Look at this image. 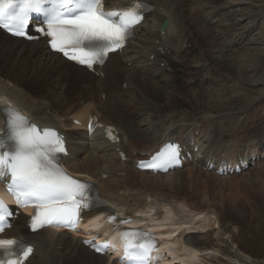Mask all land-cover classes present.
Segmentation results:
<instances>
[{
	"label": "bare ground",
	"instance_id": "bare-ground-1",
	"mask_svg": "<svg viewBox=\"0 0 264 264\" xmlns=\"http://www.w3.org/2000/svg\"><path fill=\"white\" fill-rule=\"evenodd\" d=\"M133 1L106 0V3L114 8ZM142 1L154 6L146 16L148 21L136 28L137 34L121 54L109 58L99 76L51 52L43 40L30 43L0 30L2 56L21 52L35 63L32 69L18 73L30 78L27 83H13L18 79L12 80V75L0 76V128L5 125L2 113L12 105L37 126L54 128L69 137L66 167L98 184L100 199L121 215L140 216L139 219L157 226L162 264H215L220 256L241 264H254L255 260L240 249L225 226V211L236 209L232 192L223 199L212 190V184L223 181L215 171L224 161L235 165L236 156L252 160L258 154L264 155L263 148L258 146L264 142V125L262 128L261 123L224 125L226 118L237 123L247 119L248 112L240 104L239 93L231 98L235 107L229 106V116L224 117L201 110L203 105L210 110L220 106L207 107L193 99L184 101V92L196 98L202 96L213 104L215 100L211 101L207 90L212 88L213 96L222 98L218 89L225 73L216 74V65L221 62L226 68H234L232 72L241 78L247 57L234 58L233 62V58L223 54L239 53L246 39H253L251 28L255 27V18L248 36V30L238 32V23L247 15L250 18L238 9L248 3L245 0ZM263 10L257 12L262 18ZM166 18L169 27L162 34L160 27ZM211 31L215 39L207 35ZM211 72L215 78L207 80ZM219 104L224 108L228 105L223 101ZM94 116L102 123L117 126L122 142L111 144L98 132L89 142V124ZM190 134L201 148L194 155L191 152L193 160L182 169L155 175L136 168V162L148 158L162 142L181 140ZM185 145L188 148L186 141ZM119 147L126 154V161L119 156ZM247 151H251L248 156ZM210 163H214L212 172L208 170ZM253 171L256 170L249 168L241 176L252 175ZM262 172L264 166L259 174ZM237 177L234 175L224 182L233 185L230 181L236 179L237 188L239 184H250V178ZM26 223V217L21 214L4 236L35 245L27 264H118L116 258L95 255L75 235L50 229L30 233ZM210 233L215 234L216 245L208 239ZM192 234L198 235L188 237Z\"/></svg>",
	"mask_w": 264,
	"mask_h": 264
},
{
	"label": "snow or ice",
	"instance_id": "snow-or-ice-1",
	"mask_svg": "<svg viewBox=\"0 0 264 264\" xmlns=\"http://www.w3.org/2000/svg\"><path fill=\"white\" fill-rule=\"evenodd\" d=\"M16 5L19 7L12 11ZM147 7L136 3L126 9L105 12L103 0H0V27L32 39L26 35L25 26L32 13L43 14L47 30H36L50 37L52 49L91 69L102 65L110 52L124 46L143 21ZM5 140L12 142L10 151H5ZM58 154L66 155L64 140L58 133L40 130L26 117L10 113L5 137H0V174H10L8 190L20 207L36 209L31 222L33 230L46 225L75 228L81 208L89 206L90 186L70 177L60 166ZM178 159L179 146L166 144L151 163L141 167L166 171ZM12 214L0 201V233L9 226L6 217ZM121 235L125 241V259L121 264H151L154 238H146L140 232L124 231ZM14 246L15 240H0V264H21V259L32 251L21 246L23 250L17 255ZM107 247L103 245L96 250Z\"/></svg>",
	"mask_w": 264,
	"mask_h": 264
},
{
	"label": "rangeland",
	"instance_id": "rangeland-1",
	"mask_svg": "<svg viewBox=\"0 0 264 264\" xmlns=\"http://www.w3.org/2000/svg\"><path fill=\"white\" fill-rule=\"evenodd\" d=\"M245 1H247L248 3H244L238 6L239 7L238 9L241 10L242 13L244 12L243 14L245 15L249 14L250 18L248 19L247 17L248 15H247L240 21V23H238V32L243 33L244 31L248 30L250 25L252 26L255 24V27L251 28L254 29V33L252 36L253 39L252 40L250 39L252 42L249 39H246V42L244 43L243 46L245 50L241 47L242 49L239 51V53L234 52L232 53V56H228V53L226 52H224L223 54V56L226 58H230V57L233 58L232 59L233 62H234V58L237 57L242 58L244 55L247 57L248 62L243 67L244 71L242 70L240 74L241 78H238L239 75L232 72L234 68L232 67L226 68L221 62H219L216 65L217 69L215 68L217 70L216 74L221 76L223 75V73H225L224 77H222L221 79L222 82L218 89V91H220L219 96H221L222 98L220 97L215 98L213 96L215 90H213L212 88H207V90H209L210 93L211 101L214 102L215 100L213 104L212 102L210 103L208 100L204 99V97L202 96L196 98L190 95L189 92H184L183 90L184 94L186 95L184 101L188 100V102H190L189 99H193L204 102L207 105V107L220 106L219 108L216 109L213 108L214 110H210V108L209 109L205 108L203 105L201 106L202 108L201 110L207 111L209 114H212L214 116L227 117L229 116L228 112H230L229 108L235 107V104H233L230 100L236 94L239 93L240 104H243V106L245 107V109L243 110L248 112L247 119L246 121L243 122L240 121L239 123H237V121H233V120L229 121V119L226 118L224 120V125L243 126L246 124L258 125L261 123L262 125L259 126L262 128V126L264 125V118H263L264 117V81H263L264 80V17L262 18L261 15H259V13L257 12L259 9L260 12L261 9L262 10L264 9V0H245ZM185 12L186 10L183 13ZM252 19H254L253 21L254 24L251 23ZM185 20L187 21L186 18ZM150 24L151 22H149V25L147 26H150ZM236 24H234V26ZM257 25L259 26L257 27ZM197 32L201 33L200 31ZM207 35L213 37L215 36V33L211 31V32H207ZM248 36H250L249 30H248ZM201 38H203V34ZM215 38L216 37H213V39ZM6 53L8 52L6 51ZM13 54H11V56H4V55L2 56V54L0 53V68H1L0 76L3 77V76L12 75L14 77L12 80L18 79L17 81H13V83H17V84H20L19 82L27 83L28 79L30 78L28 76H24L23 74L19 75L18 73L26 71L23 70L25 68H27L28 70L32 69L33 67H35V63L31 58L22 56L21 52L17 53L16 55ZM215 62L216 60H214L213 63L211 64H214ZM226 75L233 77V79L237 80V82L233 81L229 77L226 78ZM208 77L209 79L207 80H213V77L215 78V75L213 76V72H211V74ZM215 81L217 82V80ZM38 85L40 86V84ZM204 87L202 88V90H204L205 92L207 90H205ZM179 88L181 90V87ZM183 88L185 87L183 86ZM28 90L30 93L35 92L34 91L35 89H28ZM42 91L43 90H41V92ZM192 91L194 92V89ZM219 101L228 103V105H226L224 108V106L219 104ZM263 166H264V161L261 160L258 164H256V166H254V169L256 171H253L252 175L250 174L246 176L250 178V184L247 185L237 184L238 185L237 188L236 184H234L236 179L234 181L233 180L230 181L232 182L233 185L224 182V179H228L229 177H220L223 181H217L216 184L214 185L212 184L213 187L212 190H214L217 193H220L221 195L219 196H221L223 199H225V195L227 193L230 194V192H232L231 195H233L234 198L233 207L234 209L235 208L236 209L233 211H231V209L225 211V219H226L225 226L227 227L228 233L231 234V236L233 237L232 238L233 241L239 245L240 249L245 254L251 256L257 264L259 263L262 264L264 262V173L262 172L259 174V172L263 170ZM233 176L234 175H232L231 177ZM242 176L245 177V175ZM242 176L238 175V177H241V179L243 178ZM252 179H255V182L252 181ZM240 181H243L244 183V180H240ZM251 182H253V185ZM234 185L236 187H234ZM196 235L198 234H192L189 235L188 237L196 236ZM208 239L211 240L216 245L217 241L214 233H210ZM219 258L220 259H218V261H215V264H241L229 260L227 257L220 256Z\"/></svg>",
	"mask_w": 264,
	"mask_h": 264
}]
</instances>
